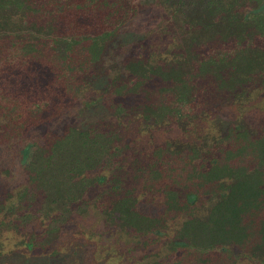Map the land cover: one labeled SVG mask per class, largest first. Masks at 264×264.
<instances>
[{"label":"trees","instance_id":"1","mask_svg":"<svg viewBox=\"0 0 264 264\" xmlns=\"http://www.w3.org/2000/svg\"><path fill=\"white\" fill-rule=\"evenodd\" d=\"M80 1L0 0V67L15 78L13 84L0 83L2 143L24 141L26 126L50 108V101L66 95L75 102L84 95L107 43L131 13L142 9L139 0ZM164 1L168 24H159L144 44H136L148 49L134 47L124 61L127 74H114L102 95L113 119L86 127L69 124L53 138L46 134L43 144L23 148L28 185L0 200V253L6 232L21 234L36 220L43 230L20 242L48 252L74 215L94 207L106 222L137 238L160 239L170 222L182 219L164 248L169 264H238L243 256L264 262L263 127L252 133L232 125L210 143L180 138L146 149L133 146L122 121L134 111L156 127L207 115V108L198 112L193 100L198 80L210 87L213 106L248 93L264 77V0H194L191 6L184 0ZM185 4L191 7L192 22H186L192 26L188 33L175 26L172 34L167 29L175 25L173 15ZM84 6H107L126 18L120 13L109 19L111 28L100 32L61 33L57 15ZM158 34L162 42L176 39V45L162 53L151 38ZM256 35L261 43L252 51ZM210 40L232 45L210 48L202 56L198 47ZM44 68L53 76L46 82L54 87L53 96L38 84ZM18 82L24 90L33 83L31 94H18ZM143 93L146 101L151 93L157 99L140 101ZM156 198L158 213L140 206Z\"/></svg>","mask_w":264,"mask_h":264},{"label":"rangeland","instance_id":"2","mask_svg":"<svg viewBox=\"0 0 264 264\" xmlns=\"http://www.w3.org/2000/svg\"><path fill=\"white\" fill-rule=\"evenodd\" d=\"M39 1L44 2L46 0ZM73 1L74 4L83 3L80 0ZM112 1L115 0H110V2ZM184 1L190 5V1L194 0ZM139 2L142 9L134 16L131 13L129 20V17L126 18L124 13L113 9L109 10L107 6L100 9H94L92 6L74 7L57 15L56 24L61 33H95L107 30L111 28L109 19L114 21L120 13L122 17L126 18V24L121 28L119 34L107 43L102 58L96 66L97 74L92 77V85L84 95L78 97L75 102H70L66 95L59 98V101H50V108L40 112L37 120L31 121L29 124H33L26 126L24 141L2 143L3 132L0 128V200L4 199L8 191L16 192L28 185V176L24 167L26 156L23 155V148L27 143L43 144L46 141V134L53 138L62 133L69 124L74 123L79 127H86L99 120L111 121L113 119L108 103L102 98L103 93L108 90L110 78L118 73L125 76L127 74L124 68L126 55L134 47H140L136 44H144L145 41L143 40L152 30L159 28V24L166 26L168 24L167 18L171 17V15L168 16L169 11L167 13L163 8L167 5L164 0H139ZM188 4H185V9L180 7L179 11L173 15L175 25L173 28L167 29L170 33L175 34V26L181 28L185 33L189 32L188 28L192 26L190 24L192 15L188 10V8L191 9V5ZM129 12L131 11L129 10ZM37 18L43 19L45 17L38 15ZM189 19L190 23L187 24L186 20ZM151 38L154 39L156 48L160 46L162 53L177 43L176 39H167V41L162 42L163 38L160 37V34L153 35ZM212 41L205 43L208 44L206 46L198 47L202 56L210 52V48L216 49L232 45V43L221 44L219 41ZM260 43L261 37L256 35L250 44V47L253 48L252 51L258 48ZM140 48L142 50L148 49L147 47ZM28 62L27 60L26 63ZM29 64L37 68L40 67L35 62ZM17 66L20 74H23L24 68L18 64ZM28 71L33 77H37L35 73ZM257 72L259 73V70ZM50 73L49 69L44 68L37 78L45 95L48 91L47 95L53 96L54 87L51 85V90L46 85V82H51L50 79L53 80ZM14 82L15 78L9 77L7 69L0 67V83L6 86L8 83L13 84ZM32 84L30 83L27 90H24L23 85L18 82L16 84L17 93L27 97L31 94ZM194 84L196 87L193 93L195 106L198 112L206 107L208 114L199 115L193 122L184 125L156 127L144 121L139 111H134L122 120L125 131L128 130L129 139L134 141L133 146L151 149L157 144L166 141L172 142L180 138L184 141L203 144L213 141L215 135L225 134L232 125H238L241 129L252 133L260 131L262 127L264 128V77L257 79L255 85L248 89V93L241 95L239 100L227 99L215 106H213L215 103L214 96L211 95V89L204 80L195 81ZM38 94L43 96L42 92ZM147 96L151 101L157 99L155 93ZM143 100L146 101L145 93L140 98V101ZM141 199L143 198L141 197ZM157 200L156 198L151 203L146 204L147 201L140 206L146 212L156 214L159 207ZM181 222L182 219L170 222V229L163 236H160V239H156L155 235L137 238L116 225L106 222L103 214L92 207L86 214L74 215L60 229L56 243L50 247L48 252L44 251L45 253H41L43 252L41 249L29 248L20 242L23 238L28 240L31 233L43 230L45 226L41 220L30 223L21 234L13 231L6 232L2 237L4 245L0 253V264H169L164 248ZM238 264H264V262L243 256L239 259Z\"/></svg>","mask_w":264,"mask_h":264}]
</instances>
